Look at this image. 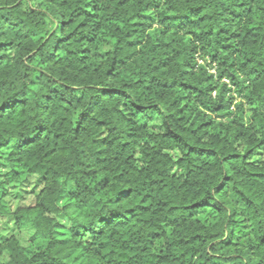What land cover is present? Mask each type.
<instances>
[{
  "label": "trees",
  "instance_id": "trees-1",
  "mask_svg": "<svg viewBox=\"0 0 264 264\" xmlns=\"http://www.w3.org/2000/svg\"><path fill=\"white\" fill-rule=\"evenodd\" d=\"M23 1L0 0V215L33 232H0L4 264H264V0Z\"/></svg>",
  "mask_w": 264,
  "mask_h": 264
},
{
  "label": "rangeland",
  "instance_id": "rangeland-1",
  "mask_svg": "<svg viewBox=\"0 0 264 264\" xmlns=\"http://www.w3.org/2000/svg\"><path fill=\"white\" fill-rule=\"evenodd\" d=\"M24 5H40L35 1L30 2L29 0L23 1ZM41 7H44L42 4ZM106 49L105 47H102ZM151 126L157 127L159 119L157 115L152 114L150 121L148 122ZM254 159L264 160V151H258L254 155ZM7 171L3 164V158H0V178L4 179V173ZM41 187V180L27 178L23 180L12 181L5 185V197L3 202L9 211H15L18 207L24 205H30L34 201V195L32 190L38 191ZM63 222L67 223L66 220ZM0 232L2 238L14 234L19 242L24 246H29V239L32 235L33 229L28 222H22L19 226H16L11 217L0 215ZM7 260V255L3 254L0 256V264H4Z\"/></svg>",
  "mask_w": 264,
  "mask_h": 264
}]
</instances>
